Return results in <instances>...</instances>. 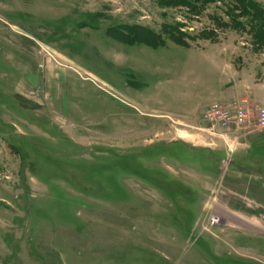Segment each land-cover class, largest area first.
I'll list each match as a JSON object with an SVG mask.
<instances>
[{"label":"rangeland","instance_id":"rangeland-1","mask_svg":"<svg viewBox=\"0 0 264 264\" xmlns=\"http://www.w3.org/2000/svg\"><path fill=\"white\" fill-rule=\"evenodd\" d=\"M250 1L260 18L234 0H0V264H261L234 233L264 202L239 144L259 107L224 149L205 117L264 77Z\"/></svg>","mask_w":264,"mask_h":264},{"label":"crops","instance_id":"crops-1","mask_svg":"<svg viewBox=\"0 0 264 264\" xmlns=\"http://www.w3.org/2000/svg\"><path fill=\"white\" fill-rule=\"evenodd\" d=\"M221 86L222 85H220V88ZM245 88L247 90H245ZM221 90L222 89H219L217 91V94L218 92H222ZM230 93L231 100L230 102H227L229 106H238L248 103L252 106L261 107L264 105V77L260 79L257 77H249V79H247V85H245V79L238 77L237 83L235 82L233 84ZM217 94H214L215 96L212 97L213 100L217 99ZM226 130L224 128H221V132L223 134L225 133V135H221L223 136L222 139L220 141L217 140V142H215V147L220 146L223 149L226 147L227 144L225 142V139L229 140L227 139L228 135L234 133V130L231 128ZM244 132L245 133L242 134L243 138H241L239 144L241 147L246 145L248 147V150H246L240 155H242L244 159L250 163L249 167L252 168L251 171L253 176H264V131ZM252 164H256V166H253ZM242 174L246 175L244 172H242ZM248 192H250L249 189ZM252 192H254L255 194V191ZM253 202L258 206L256 209L259 210H254L255 208H253L251 210H248L247 212H244L243 210L241 211V209H237L239 210L238 212L242 214L243 218L238 220L239 228H237L238 230H234V233L237 236H247L248 238L250 235H253V237L250 239H254V242H260L259 244L264 245V202L258 200L256 201V199H253ZM237 207L242 208L241 206ZM238 252L239 254H243L240 251ZM245 253L247 254H243L244 256H248V258L257 263L264 264V248L254 249Z\"/></svg>","mask_w":264,"mask_h":264},{"label":"built area","instance_id":"built-area-1","mask_svg":"<svg viewBox=\"0 0 264 264\" xmlns=\"http://www.w3.org/2000/svg\"><path fill=\"white\" fill-rule=\"evenodd\" d=\"M206 119L210 122L211 130H214L216 124L221 125L222 128L233 129L237 132V135L241 130L248 129L245 125L248 123L249 114L247 110V104L242 105L236 110L235 114L228 109L221 108L218 104L213 105L206 113ZM235 118V121H232ZM250 122V121H249ZM255 125L260 131H264V105L257 109ZM240 135V134H239ZM237 136V140L240 136ZM228 145V140L225 139ZM229 146V145H228ZM231 150V147L228 149ZM219 220L215 217L209 219L208 224H218Z\"/></svg>","mask_w":264,"mask_h":264},{"label":"trees","instance_id":"trees-1","mask_svg":"<svg viewBox=\"0 0 264 264\" xmlns=\"http://www.w3.org/2000/svg\"><path fill=\"white\" fill-rule=\"evenodd\" d=\"M239 6L240 10H239V14L242 15H247V16H251L252 18H260V16L262 15V9L259 8V6L254 3L253 1H250V0H234ZM244 1L247 3V4H244ZM238 10V9H237ZM255 11L256 13L254 14V16L251 14V12ZM241 12V13H240ZM263 23V21H262ZM17 100L19 101L20 103V107L22 109H26V110H38L39 109V106L36 105L35 103L33 102H30V101H26V100H23L22 97L20 96H16Z\"/></svg>","mask_w":264,"mask_h":264}]
</instances>
